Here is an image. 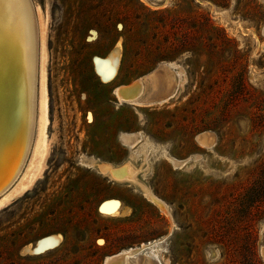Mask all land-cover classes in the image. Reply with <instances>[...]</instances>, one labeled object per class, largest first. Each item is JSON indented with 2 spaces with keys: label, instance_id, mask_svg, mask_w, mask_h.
Returning <instances> with one entry per match:
<instances>
[{
  "label": "rangeland",
  "instance_id": "1",
  "mask_svg": "<svg viewBox=\"0 0 264 264\" xmlns=\"http://www.w3.org/2000/svg\"><path fill=\"white\" fill-rule=\"evenodd\" d=\"M31 3L38 49L44 38L48 51L47 152L42 174L0 209V264H103L156 240L136 264H264V0ZM118 41L120 71L103 85L93 59ZM167 65L178 75L172 99L133 105L113 94L150 72L155 85ZM138 132L144 143L132 154L119 140L134 146L138 134L127 133ZM210 133L206 148L198 137ZM177 157L193 161L172 170ZM91 159L147 164L144 179L169 213ZM25 173L15 186L29 183ZM117 197L133 205L130 216L98 211ZM54 234L59 248L23 254Z\"/></svg>",
  "mask_w": 264,
  "mask_h": 264
},
{
  "label": "bare ground",
  "instance_id": "2",
  "mask_svg": "<svg viewBox=\"0 0 264 264\" xmlns=\"http://www.w3.org/2000/svg\"><path fill=\"white\" fill-rule=\"evenodd\" d=\"M32 5L31 0H0V209L7 207L13 196L26 192L29 184H32L42 174L47 152L45 129L49 123L48 51L45 39L42 38L43 35H40L42 41L40 49H38L37 39L39 38H37V33L39 31L36 32L37 22H35ZM43 28L45 29V27ZM121 50V41H118L107 56L94 57L95 72L102 82L110 84L115 82L120 69ZM169 68L171 69L167 65V71L163 77L157 73L160 80L162 78V82L158 80V77L155 78V88L157 87L155 91L160 94L154 95L156 92L153 93L154 97L147 102L143 95L142 81V89L136 96L123 98L120 95L123 87H118L115 90V95L121 103L126 102L133 105L166 101L168 97H165V94L174 90L178 82L177 73L169 70ZM39 80V130L37 140L34 142L35 92ZM158 83L161 84L160 87ZM124 136L126 135L124 134ZM214 136L211 133L200 135L198 140L201 145L210 148L214 145ZM123 139L125 142H129L128 137ZM171 160L174 165H181L175 159ZM88 165L117 183H129L148 201L169 213V207L156 197L151 188L146 187L137 179L135 173L139 170L132 161H128V166L123 169L97 159L89 160ZM25 169V175L30 174L25 176L30 177L29 181H26L29 183H20L15 186ZM100 209L102 213L110 216L120 214L121 217H128L131 214V210L128 208L120 212L118 201H107L101 205ZM62 241L63 238L60 234L49 235L38 240L34 246L28 245L23 254L42 255L59 248ZM158 241L161 240L143 244L137 249L124 250L118 255L109 256L103 264H136V252L144 250ZM142 264L158 263L152 256H147Z\"/></svg>",
  "mask_w": 264,
  "mask_h": 264
},
{
  "label": "crops",
  "instance_id": "3",
  "mask_svg": "<svg viewBox=\"0 0 264 264\" xmlns=\"http://www.w3.org/2000/svg\"><path fill=\"white\" fill-rule=\"evenodd\" d=\"M121 60H122V58H121ZM120 66H121V61H120ZM93 68H94V71H95V64H94V59H93ZM119 71H120V69H119ZM151 73V72H150ZM150 73H147V74H145V75H143L141 78H140V80L142 81V83H143V86H144V99L145 100H149L150 98H152V97H154V95H158V94H160V93H158V91H156V94H154V95H152L153 93H155V91H154V89H155V85H154V82L152 83V80H153V74L151 75ZM155 75V74H154ZM148 76H150V77H148ZM100 79V78H99ZM102 82V81H101ZM103 83V85H109L110 83H104V82H102ZM124 86H126V85H116V86H114L113 88H112V92H113V94L115 95V90L118 88V87H124ZM166 95V96H165ZM164 96L165 97H168V99H172L173 98V93H172V91H170V93L169 94H165ZM127 134H138V136H139V142L136 144V145H134V146H128V145H125L121 140H119V142H120V144L123 146V147H125V148H127V149H130V153H132V154H134V152H136L137 151V149L141 146V144H143L144 143V141L143 140H141V134H140V132H138V133H127ZM132 154H130V156H128V159L131 157V155ZM175 160H177V161H180V162H182V165L183 164H188V163H190V162H192L193 161V157H190V158H187L186 160H184V159H181V158H174ZM108 163H111L112 165H114L116 168H119V169H123V168H126L127 166H128V160H126L124 163H118V162H108ZM181 165V166H182ZM135 166L137 167V169L139 170L137 173H135L136 174V177H137V179L142 183V184H144L146 187H149V188H151L152 189V191L154 192V190H153V186L147 181V180H145L144 179V175L148 172L147 171V168H148V165L147 164H141V162H139V163H135ZM181 166H175L173 163H170V167L172 168V170H177V169H179ZM139 167V168H138ZM141 169V170H140ZM151 172H153V171H151ZM152 174V173H151ZM108 178V177H107ZM111 180V179H110ZM111 182H115V181H113V180H111ZM117 183V182H116ZM127 185L129 186V187H134V186H132V185H130L129 183H127ZM154 194L157 196V197H159L158 196V194H156L155 192H154ZM142 195V194H141ZM143 196V195H142ZM143 198H145L144 196H143ZM146 199V198H145ZM147 201H148V199H146ZM107 201H118L119 203H120V212H122V211H124L125 209H130L131 210V212H132V210H133V205L132 204H130V203H128V202H126V201H124V200H122L121 198H114V199H109V200H105V201H103L100 205H99V207H98V211L101 213V214H103L102 212H101V205L103 204V203H105V202H107ZM148 202H150V201H148ZM151 203V202H150ZM151 204H153V203H151ZM154 205V204H153ZM105 215V214H104ZM118 215H120V214H118Z\"/></svg>",
  "mask_w": 264,
  "mask_h": 264
},
{
  "label": "water",
  "instance_id": "4",
  "mask_svg": "<svg viewBox=\"0 0 264 264\" xmlns=\"http://www.w3.org/2000/svg\"><path fill=\"white\" fill-rule=\"evenodd\" d=\"M141 89H142L141 80L138 79L133 84L124 86L120 91V95L123 98L133 97L136 96L141 91Z\"/></svg>",
  "mask_w": 264,
  "mask_h": 264
}]
</instances>
